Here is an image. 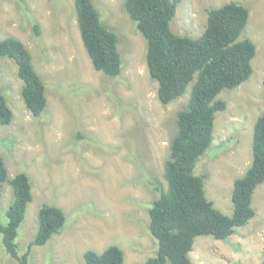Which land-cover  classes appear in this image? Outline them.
I'll list each match as a JSON object with an SVG mask.
<instances>
[{"label":"rangeland","instance_id":"374dc122","mask_svg":"<svg viewBox=\"0 0 264 264\" xmlns=\"http://www.w3.org/2000/svg\"><path fill=\"white\" fill-rule=\"evenodd\" d=\"M126 0H92L102 23L118 38L121 73L97 71L83 45L74 0H0V41L15 38L31 55L46 89L47 106L33 117L22 99L23 82L13 60L0 58V88L13 112L0 125V156L8 179L26 174L32 201L18 230L19 256L29 251L38 232V214L46 206L65 214V224L44 246L30 250V264H84L87 251L111 246L123 264H147L157 255L150 234L149 210L164 180L177 113L188 103L192 85L180 99L163 105L158 84L148 72L147 42L125 9ZM228 3L249 11L239 41L256 47L251 77L218 99L226 109L215 115L213 143L196 164L207 198L226 216L233 215L234 182L252 163L254 127L264 113V0H183L171 29L198 38L208 12ZM39 32H35V27ZM13 203L5 183L0 221L6 225ZM256 214L228 241L195 239L193 264L264 262V184L252 200ZM0 264H20L6 251L0 234Z\"/></svg>","mask_w":264,"mask_h":264},{"label":"trees","instance_id":"16d2710c","mask_svg":"<svg viewBox=\"0 0 264 264\" xmlns=\"http://www.w3.org/2000/svg\"><path fill=\"white\" fill-rule=\"evenodd\" d=\"M181 1H125L128 15L147 42L148 72L158 84L159 101L169 105L183 97L192 85L186 107L177 113L176 133L169 144L164 168L166 187L156 186L160 195L149 210V231L158 248L156 257L147 264H193L190 253L197 237L228 241L255 217L253 195L264 184V113L254 127L251 166L234 182L232 216L215 208L206 196L203 176L195 174L199 158L213 143L215 115L226 109V103L218 96L251 77L256 47L250 40H238L249 19L248 9L238 3L210 10L205 30L198 38L174 33L171 22ZM74 2L81 39L94 68L109 77L119 76L122 60L116 34L102 23L92 0ZM35 32H39L37 26ZM0 58L13 60L17 65L25 107L33 117H39L47 106L46 89L33 68L29 51L18 39L8 38L0 41ZM12 121L13 112L0 88V125L9 126ZM5 183L12 189L13 203L7 212V224L0 221L3 244L13 259L30 264L31 248L44 246L59 234L65 214L57 207H43L38 214L37 235L29 251L19 256L16 238L32 201V185L24 173L9 180L0 156V200ZM123 263V251L117 246L102 253L84 254V264Z\"/></svg>","mask_w":264,"mask_h":264}]
</instances>
